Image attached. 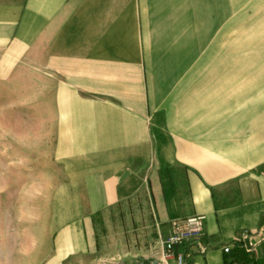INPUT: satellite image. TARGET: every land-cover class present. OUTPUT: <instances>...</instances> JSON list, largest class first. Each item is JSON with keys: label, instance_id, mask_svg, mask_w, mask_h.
<instances>
[{"label": "crops", "instance_id": "crops-1", "mask_svg": "<svg viewBox=\"0 0 264 264\" xmlns=\"http://www.w3.org/2000/svg\"><path fill=\"white\" fill-rule=\"evenodd\" d=\"M28 81L38 182L0 169V264H99L95 217L140 202L127 264L199 215L187 264H264L235 240L264 230V0H0V96Z\"/></svg>", "mask_w": 264, "mask_h": 264}, {"label": "rangeland", "instance_id": "rangeland-1", "mask_svg": "<svg viewBox=\"0 0 264 264\" xmlns=\"http://www.w3.org/2000/svg\"><path fill=\"white\" fill-rule=\"evenodd\" d=\"M28 95L0 96V169L25 168L27 183L38 182V95L28 81ZM19 85H16L18 88ZM6 110H3L4 108ZM3 153L5 156H3ZM144 202L124 203L95 217L93 226L102 255L99 264H127L154 249ZM128 252L116 263V253ZM121 261H123L121 263Z\"/></svg>", "mask_w": 264, "mask_h": 264}, {"label": "built area", "instance_id": "built-area-1", "mask_svg": "<svg viewBox=\"0 0 264 264\" xmlns=\"http://www.w3.org/2000/svg\"><path fill=\"white\" fill-rule=\"evenodd\" d=\"M203 216H193L184 221L174 222L171 235L162 243L160 259L157 264H187L189 254L185 251L177 252V248L187 246L192 241H196L202 235ZM246 238V233H240L236 237V242H242ZM229 246L223 248L225 254H230ZM229 264H238L234 259Z\"/></svg>", "mask_w": 264, "mask_h": 264}, {"label": "water", "instance_id": "water-1", "mask_svg": "<svg viewBox=\"0 0 264 264\" xmlns=\"http://www.w3.org/2000/svg\"><path fill=\"white\" fill-rule=\"evenodd\" d=\"M263 238H264V230L261 232L260 236L257 237L255 240L245 239L244 240L245 246L247 247V249H249L250 245H252L253 243L259 242Z\"/></svg>", "mask_w": 264, "mask_h": 264}, {"label": "trees", "instance_id": "trees-1", "mask_svg": "<svg viewBox=\"0 0 264 264\" xmlns=\"http://www.w3.org/2000/svg\"><path fill=\"white\" fill-rule=\"evenodd\" d=\"M230 255L239 264L243 256V251H232Z\"/></svg>", "mask_w": 264, "mask_h": 264}]
</instances>
